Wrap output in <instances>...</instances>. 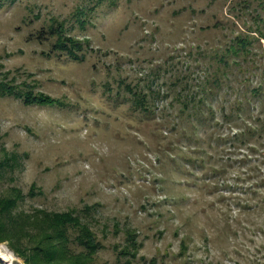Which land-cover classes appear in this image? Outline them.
<instances>
[{"label":"rangeland","instance_id":"rangeland-1","mask_svg":"<svg viewBox=\"0 0 264 264\" xmlns=\"http://www.w3.org/2000/svg\"><path fill=\"white\" fill-rule=\"evenodd\" d=\"M262 1L0 0V82L61 102L0 95L12 214L71 213L99 243L93 264H264V131L234 138L264 109L244 122L218 112L196 139L175 117L176 95L202 84L209 52L260 24ZM51 27L74 54L54 47L58 34L37 39ZM255 46L264 57L263 36ZM0 264L26 263L3 240Z\"/></svg>","mask_w":264,"mask_h":264},{"label":"trees","instance_id":"trees-1","mask_svg":"<svg viewBox=\"0 0 264 264\" xmlns=\"http://www.w3.org/2000/svg\"><path fill=\"white\" fill-rule=\"evenodd\" d=\"M264 8V1L259 2ZM264 10V9H263ZM260 24L255 28H248L246 31L237 33L225 44L220 45L215 51L209 52L211 62L205 68L206 77L202 84L196 85L193 90L188 84L184 87L187 92L176 95V101L180 104L175 117L182 122L188 123V128L181 130L191 138H198V130L201 126L205 128L218 126L221 121L217 118L218 112L227 121H245L244 117H251V112L259 105L264 109V57L255 52V43L259 42L260 36L264 37V17L258 18ZM254 33H258L256 36ZM58 34V41L54 47L58 50H65L74 54L73 44L66 43L58 30L46 31L40 29L36 33L37 39H47L51 35ZM61 38V39H60ZM71 43L72 39H67ZM66 40V41H67ZM77 43H74V46ZM254 68H262V71H251ZM226 89V92L221 90ZM191 88V89H190ZM235 94V99L229 103L226 112V104L222 96ZM135 91L133 94H137ZM158 94L160 92L158 91ZM0 95H13L22 99L26 105L53 106L61 104L59 99L50 95L32 91L21 92L11 85L0 82ZM137 106L146 112H151L149 100L146 95L137 96ZM230 99V97H229ZM227 101V100H225ZM254 125L252 121L246 122L247 127L238 131L234 138L245 142V137H252L264 131V120ZM212 136V134H211ZM17 198H0V241H8L11 248L21 256L26 264H93V252L98 246L93 232L71 213H53L39 211L33 222L29 221L28 215L12 214V208L16 207ZM39 215V216H38ZM44 219V220H43ZM44 221V222H43ZM31 223V228L25 226ZM41 223V224H40ZM70 226L78 227L80 233L75 239H70L68 230ZM78 244L81 250L71 245ZM76 246V247H78Z\"/></svg>","mask_w":264,"mask_h":264},{"label":"bare ground","instance_id":"bare-ground-1","mask_svg":"<svg viewBox=\"0 0 264 264\" xmlns=\"http://www.w3.org/2000/svg\"><path fill=\"white\" fill-rule=\"evenodd\" d=\"M3 256V255H2ZM5 256V255H4Z\"/></svg>","mask_w":264,"mask_h":264}]
</instances>
